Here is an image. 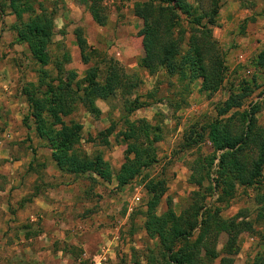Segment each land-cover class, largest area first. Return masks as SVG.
<instances>
[{
    "label": "rangeland",
    "instance_id": "374dc122",
    "mask_svg": "<svg viewBox=\"0 0 264 264\" xmlns=\"http://www.w3.org/2000/svg\"><path fill=\"white\" fill-rule=\"evenodd\" d=\"M140 1L101 0L106 22L98 26L76 0H30L33 9L41 5L53 12L47 50L51 59L62 65L63 77L70 73L74 81L81 80L90 68H97L94 80L100 83L108 61L136 77L131 80L136 86L130 93L117 90L104 100L95 99L97 114L76 104L64 119L81 126L78 151L87 157L99 154L112 174L129 158L116 133L136 120L159 128L156 162L127 185L116 187L113 179L107 183L94 176L66 175L54 167L49 150L33 131L21 94L24 85L36 82L38 66L25 45L15 42L11 30L15 18L7 0H0V264H146L156 248L142 228L147 198L144 183L149 179L164 181L165 192L156 214L166 209L167 202L178 214L197 189L187 180L189 163L211 153L205 141L183 150L184 132L215 119L216 109L230 92H240L243 83L252 92L239 110L263 98L264 67L255 66L254 58L264 49V0H217L211 36L225 71L221 85L207 93H199L196 83L186 89L163 70L150 76L137 66L142 54V21L132 14V5ZM26 17L22 14L23 20ZM76 28L85 41L86 62L81 61L74 42ZM45 68L55 75L53 64ZM132 103L142 106L128 113ZM255 117L263 126L264 108ZM107 128H112V133L99 136ZM213 177L211 173L210 179ZM262 177L263 181L264 169ZM253 198V188L236 186L226 205L216 204L224 206L222 218L240 212L251 222L249 231L237 233L239 251L233 264H250L264 257V240L260 238L264 223L255 220ZM224 240L220 235L217 250Z\"/></svg>",
    "mask_w": 264,
    "mask_h": 264
},
{
    "label": "trees",
    "instance_id": "16d2710c",
    "mask_svg": "<svg viewBox=\"0 0 264 264\" xmlns=\"http://www.w3.org/2000/svg\"><path fill=\"white\" fill-rule=\"evenodd\" d=\"M76 1L93 23L105 24L106 13L99 6L101 0ZM7 7L16 21L11 25L15 42L25 45L31 60L38 66L36 82L24 85L21 94L33 131L49 150L56 170L66 175L94 176L107 183L113 179L116 187H123L150 168L156 162L155 144L160 140L157 126L136 120L128 122L123 131L115 134L125 144L129 158L112 174L99 154L87 157L78 151L81 126L64 122L76 104L84 106L88 113L97 114L93 105L95 99L104 100L117 90L130 93L136 86L131 80L136 77L124 74L113 61H108L100 83L94 80L97 68H90L81 80L74 81L70 73L63 77L62 65L53 61L47 50L53 12L41 5L33 9L30 0H7ZM217 12V0L134 2L132 14L142 21L139 30L142 54L137 66L150 76L163 70L186 89L196 83L199 93L216 90L225 71L223 57L211 36ZM22 14L27 15L24 20ZM73 36L80 59L86 62L88 56L81 30L74 29ZM62 58L68 61L67 55ZM49 64H53L54 76L45 68ZM254 65L264 67V49L255 56ZM239 91L227 95L216 109L215 119L198 128L191 126L183 134V150L205 141L211 153L197 156L189 163L187 180L197 189L178 214L171 210L169 202L162 213L156 214L165 192L164 181L149 179L144 183L147 198L142 228L156 248L148 255L146 264H233V257L239 251L237 233L249 231L251 222L240 212L222 218L224 206L216 204L226 205L236 186L254 189L255 220L264 223V125H258L255 117L264 108V96L239 110L252 90L243 83ZM141 106L132 103L128 113ZM111 133L112 128H107L99 136L105 138ZM204 181L209 183L203 185ZM214 194L215 199L208 201ZM222 234L225 240L217 250ZM260 238L264 240V225ZM250 264H264V257Z\"/></svg>",
    "mask_w": 264,
    "mask_h": 264
},
{
    "label": "crops",
    "instance_id": "0c3cea01",
    "mask_svg": "<svg viewBox=\"0 0 264 264\" xmlns=\"http://www.w3.org/2000/svg\"><path fill=\"white\" fill-rule=\"evenodd\" d=\"M237 58H238V60H240V61H241V60H242V55H241V54H238V55H237ZM94 264H99V261H98L97 263H96V261H95V263H94Z\"/></svg>",
    "mask_w": 264,
    "mask_h": 264
}]
</instances>
